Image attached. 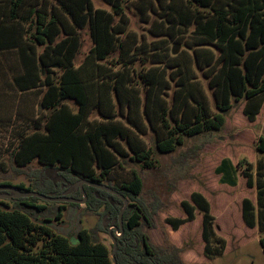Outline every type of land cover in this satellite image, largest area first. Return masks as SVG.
I'll return each instance as SVG.
<instances>
[{
    "label": "trees",
    "instance_id": "obj_1",
    "mask_svg": "<svg viewBox=\"0 0 264 264\" xmlns=\"http://www.w3.org/2000/svg\"><path fill=\"white\" fill-rule=\"evenodd\" d=\"M53 1L50 11L47 0H5L0 7V52L17 50L22 65V73L12 75L10 86L21 94L40 92V113L34 129L22 135L11 152L14 170L26 175L28 183L4 182L0 186L14 185L20 191L49 197L83 199L81 190L74 188L80 180L103 184L112 170L124 168L126 161L155 167L154 152L144 139L147 124L155 133L157 151L174 153L189 138L220 131L233 100H252L264 94V0H226V4L222 0H180V9L172 6L167 14L168 29L177 24L186 30L192 28L197 46L213 55L212 47L219 51L212 63L203 65L195 45H189L195 49L199 68L219 67L211 79L218 109L215 113L205 101L196 99L199 94L190 93L188 83H182L179 93H175L181 100L169 99L164 93L160 77L170 69L169 62L175 56L164 53L165 61L155 60L158 66L163 65L161 69L146 73L135 69V64L144 60L135 51L142 48L141 54H146L147 42L144 37L138 42L136 35L127 30L123 4L128 0H104L112 7L110 12L96 9L92 0ZM87 27L93 47L77 65L81 30ZM149 45L153 51L162 50L156 42ZM116 52L119 57L111 59ZM177 68L179 77L186 78L184 65L178 64ZM70 101L76 111L68 105ZM95 111L99 119L91 118ZM256 149L264 155V136L258 139ZM35 161L40 168L32 167ZM240 169L247 185L257 189L259 208L250 198H244L242 205L244 223L254 228L264 213V176L259 170L254 173L247 161L235 165L228 158L221 161L216 173L221 184L235 187ZM143 186L136 170L120 187L109 186L131 200L121 228L123 199L84 185L87 209L97 211L103 207L102 214L119 231L120 237L111 230L117 243V264H189L174 244L157 247L144 232L145 227L154 228L155 224L154 211L141 198ZM37 201L31 197L0 202V264H114V246L110 250L95 230L80 229L73 242L50 227L54 220L61 221L67 205L78 208L80 204L39 205ZM182 207L184 218L167 219L173 230L194 221L199 210L206 256L214 259L223 254L226 243L214 234L215 217L205 195L193 192L190 201H182ZM53 210V220L37 222L31 214ZM99 228L107 231L103 223ZM261 245L264 251V238Z\"/></svg>",
    "mask_w": 264,
    "mask_h": 264
},
{
    "label": "rangeland",
    "instance_id": "obj_2",
    "mask_svg": "<svg viewBox=\"0 0 264 264\" xmlns=\"http://www.w3.org/2000/svg\"><path fill=\"white\" fill-rule=\"evenodd\" d=\"M4 1L0 0V7L5 5ZM92 1L96 9L112 11V7L104 0ZM178 1L181 3L180 0H173L169 7L170 0H128L123 4L124 14L128 20L127 30L136 35L138 42H141L142 37L147 42L144 48L146 54H141L142 48L135 51V54H138L137 57L140 58L139 55H142L144 60L143 62L139 60L134 67L139 73H146L149 69L151 71L157 67L161 69L163 65L158 66L159 62L155 60L165 61L164 53L175 56L176 58H171L175 60L169 62L170 69L166 68L164 76L160 77L164 93H167L169 99L175 97L181 100V96H175V93H179V86L182 83L186 85L188 83L190 93L195 96L199 94L200 97L196 99L205 101L210 110L215 113L218 109L211 79L219 67L215 65L211 69L208 68L209 66L199 68L194 59L195 49L190 48L189 45H195L203 65L205 62L212 63L218 57L219 51L212 47L213 55L206 48L197 46L198 40L192 28L186 30L177 24L168 29L165 19L172 6L177 10L180 9ZM222 1L226 4V0ZM52 3H54L53 0H47L49 11ZM119 21L120 18L117 17L116 22ZM81 36L82 47L76 59L77 65L84 60L93 47L88 27L81 30ZM152 42H156L157 47L162 50L160 52L151 50L149 43ZM177 44L180 45L179 52L174 54L173 48ZM38 50L42 51V48L39 47ZM16 51L6 54L0 52V80L3 73L10 79L12 75L22 73L20 54ZM117 57L119 52L114 53L111 59H117ZM178 64L184 65L185 70L188 71L186 78L179 77ZM217 80L218 77L213 82L214 87ZM23 95L24 98L19 100V109L12 104L14 99L12 93L9 95L7 119L1 118L3 101L0 98V183L10 182L14 185L21 182L28 183L26 175L18 174L14 170L11 152L21 136L34 129L40 92L33 91ZM91 118L99 119L98 112L95 111ZM146 127L147 134L144 139L147 148H151L154 152L155 167L149 169L139 162L126 161L124 168L113 169L108 181H103V184L117 188L130 179L132 170L139 173L144 183L141 198L149 209L154 211L155 227L144 228L151 242L157 247H165L168 243L174 244L181 250L183 260L189 264H264V251L261 245V240L264 238V213L254 228L247 227L242 218L244 198H250L258 207L256 187L251 188L247 185L242 169L238 172V184L235 187L221 184L219 175L216 173V168L221 161L228 158L235 165L240 161H247L253 165L254 173L259 170L264 176V155L256 149L258 139L264 136V94L252 100L239 102L233 100L232 108L226 113V123L220 131L189 138L186 144L174 153L158 152L155 133L148 124ZM32 167L40 168L41 164L35 161ZM193 192L202 193L210 201L212 214L215 217L214 234L226 243L223 254L214 259H209L205 254L203 215L199 210L196 211L194 221L183 224L178 230H173L167 220L186 216L182 201H190ZM3 195L5 193L0 194V202L12 200ZM128 201L130 205L131 200L128 199ZM45 203L41 199L37 201L39 205ZM103 212V207L97 211H90L86 204L78 208L67 205L61 221L54 220L49 225L55 232L68 236L73 242L77 240L80 229L95 230L99 240L112 250V240L107 232L110 227H113V222L108 216H104ZM54 213L53 210L44 214L35 212L31 214L34 220L41 222L45 218L53 220ZM102 223L107 229L106 232L100 231L99 226Z\"/></svg>",
    "mask_w": 264,
    "mask_h": 264
},
{
    "label": "water",
    "instance_id": "obj_3",
    "mask_svg": "<svg viewBox=\"0 0 264 264\" xmlns=\"http://www.w3.org/2000/svg\"><path fill=\"white\" fill-rule=\"evenodd\" d=\"M179 48H180L179 44L175 45L173 48V53L177 54L179 52ZM84 185H88L91 187H95V188L107 191V192L112 193L114 195H117L123 199L124 207L122 208V210L119 214V223H120V227L122 228L123 227V223H122L123 214L128 208L129 201L127 198L122 196L116 190L112 189L109 186L103 185V184L94 183V182L87 181V180H80V181L76 182L74 184V188L81 190V192L83 194V199H75V198L66 197V196H64V197H49V196H46L42 193L35 192V191H20L14 185L0 186V192H6L5 195H3V196L7 197V199H20V198L35 197V198L41 199V200H43L45 202H49V203H76V204H80V205H85L88 201V196L84 191ZM116 230H117V228H116ZM109 237L112 240V244L114 246L112 258L114 260V264H117V262L115 260V254L117 252V243H116V238L113 236V233L111 232V229H109Z\"/></svg>",
    "mask_w": 264,
    "mask_h": 264
},
{
    "label": "crops",
    "instance_id": "obj_4",
    "mask_svg": "<svg viewBox=\"0 0 264 264\" xmlns=\"http://www.w3.org/2000/svg\"><path fill=\"white\" fill-rule=\"evenodd\" d=\"M1 78L2 79L0 80V98L3 101V103H2L3 104V108L1 109V118L7 119L8 116H9V112H8V109H7L8 108L7 107V103L10 100V96L9 95L12 93L13 98H14L12 104L18 109L20 108L19 100L23 99L24 95L21 94L16 89H14L13 87L10 86L12 84L11 83L12 79H10L9 77L8 78L5 77V75H3ZM67 103L72 108V111H76L77 110L76 105L72 101L67 102ZM36 110H37V112H36L35 118H37L39 116V113H40L39 104L37 105ZM98 118H99V115H98Z\"/></svg>",
    "mask_w": 264,
    "mask_h": 264
},
{
    "label": "flooded vegetation",
    "instance_id": "obj_5",
    "mask_svg": "<svg viewBox=\"0 0 264 264\" xmlns=\"http://www.w3.org/2000/svg\"><path fill=\"white\" fill-rule=\"evenodd\" d=\"M109 229H111V230H112V229L116 230V226L110 227ZM115 233H116V235H117L118 237H120V235H118L119 231L116 230Z\"/></svg>",
    "mask_w": 264,
    "mask_h": 264
}]
</instances>
